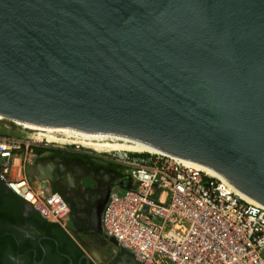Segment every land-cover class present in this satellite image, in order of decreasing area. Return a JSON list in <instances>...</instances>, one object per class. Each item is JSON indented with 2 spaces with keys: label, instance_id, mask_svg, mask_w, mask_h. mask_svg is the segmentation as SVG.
I'll use <instances>...</instances> for the list:
<instances>
[{
  "label": "water",
  "instance_id": "water-1",
  "mask_svg": "<svg viewBox=\"0 0 264 264\" xmlns=\"http://www.w3.org/2000/svg\"><path fill=\"white\" fill-rule=\"evenodd\" d=\"M0 114L198 162L264 205V0H0Z\"/></svg>",
  "mask_w": 264,
  "mask_h": 264
},
{
  "label": "built area",
  "instance_id": "built-area-1",
  "mask_svg": "<svg viewBox=\"0 0 264 264\" xmlns=\"http://www.w3.org/2000/svg\"><path fill=\"white\" fill-rule=\"evenodd\" d=\"M36 145L0 136V180L43 217L65 223L66 200L55 192L35 194L23 177V166L39 162ZM112 153L121 154L128 183L112 187L100 214L101 230L129 259L137 264H264V205L243 198L222 175L180 157Z\"/></svg>",
  "mask_w": 264,
  "mask_h": 264
},
{
  "label": "rangeland",
  "instance_id": "rangeland-1",
  "mask_svg": "<svg viewBox=\"0 0 264 264\" xmlns=\"http://www.w3.org/2000/svg\"><path fill=\"white\" fill-rule=\"evenodd\" d=\"M3 135L23 137L25 142L37 144L34 146V153L38 155L39 161L53 163L49 175L44 176L42 180H38L35 175L37 164L23 166V177L28 181L35 194L41 193V190L46 193L55 192L66 200L70 207V214L65 223L58 224L48 220L58 224L74 241L79 250L89 257L91 264H137L107 239L101 230L100 214L112 187L128 183L126 169L120 158L121 154L114 157L112 152H96L89 148L57 145L45 140H38L29 136L23 127L7 120L0 121V136ZM53 151L85 155L113 165L116 169H120V172L114 173L112 178H98L103 173L109 175V172L99 168H90L86 165L87 163H82L79 160H50L48 155ZM25 153L26 149L24 148L23 154ZM43 184L45 187H42ZM21 199L31 206L27 200ZM32 207L37 214L42 216L33 205ZM30 234L36 236L33 233Z\"/></svg>",
  "mask_w": 264,
  "mask_h": 264
},
{
  "label": "flooded vegetation",
  "instance_id": "flooded-vegetation-1",
  "mask_svg": "<svg viewBox=\"0 0 264 264\" xmlns=\"http://www.w3.org/2000/svg\"><path fill=\"white\" fill-rule=\"evenodd\" d=\"M45 224L56 223L26 206L0 180V264H86L85 254L77 257L79 248L61 228Z\"/></svg>",
  "mask_w": 264,
  "mask_h": 264
},
{
  "label": "bare ground",
  "instance_id": "bare-ground-1",
  "mask_svg": "<svg viewBox=\"0 0 264 264\" xmlns=\"http://www.w3.org/2000/svg\"><path fill=\"white\" fill-rule=\"evenodd\" d=\"M2 120H7L15 123L20 127H23V129L26 130L29 136L35 139L45 140L49 143H53L57 145H69V146L74 145L77 147L79 146L83 148H89L96 152H113V151L126 150L135 153H139V152L165 153L164 151L156 149L154 147L123 138L104 137V136H85L75 133L65 127L54 128V127L39 126V125L12 120L0 114V121ZM181 159L184 160L186 163L196 166L200 169H204L211 174H214L216 176H221L216 170L206 165L184 158ZM13 175H15V173H13ZM15 188L23 193V191L20 189V185H17ZM236 191L248 201L257 202L254 199H252V197L239 191L238 189ZM25 197L27 199L32 198L31 194Z\"/></svg>",
  "mask_w": 264,
  "mask_h": 264
},
{
  "label": "crops",
  "instance_id": "crops-1",
  "mask_svg": "<svg viewBox=\"0 0 264 264\" xmlns=\"http://www.w3.org/2000/svg\"><path fill=\"white\" fill-rule=\"evenodd\" d=\"M85 156V155H84ZM90 158V157H88ZM48 159H52V160H55L56 158H54L52 156L51 153H49L48 155ZM90 162H88L86 165L90 168H95V169H103V171H108L109 172V175H106V173L104 174H100L98 176V178H102V179H106L108 177L112 178L114 176V173H119L120 172V169H116L115 166L113 165H110V164H107L103 161H100V160H95L93 158H90ZM45 161H48V160H45ZM83 163V162H82ZM37 172H35V175L37 177L38 180H42V178L44 176H48L49 175V172L51 171L52 169V166H53V163H50V162H37ZM44 179V178H43ZM42 187H45L44 184L42 185Z\"/></svg>",
  "mask_w": 264,
  "mask_h": 264
},
{
  "label": "trees",
  "instance_id": "trees-1",
  "mask_svg": "<svg viewBox=\"0 0 264 264\" xmlns=\"http://www.w3.org/2000/svg\"><path fill=\"white\" fill-rule=\"evenodd\" d=\"M51 154L54 158L61 159V160H70V161L79 160L83 163H88L91 161L90 158H88L87 156L80 155L77 153H68V152H64V151H53V152H51ZM45 226H49V228L56 227V228L60 229V227L56 224L55 225L54 224H45ZM82 255H83V253L79 250V255H77V257L79 258ZM78 258L76 259V261L78 260Z\"/></svg>",
  "mask_w": 264,
  "mask_h": 264
}]
</instances>
